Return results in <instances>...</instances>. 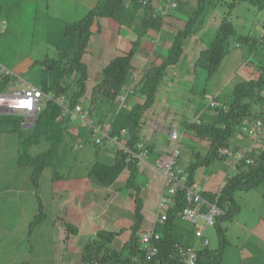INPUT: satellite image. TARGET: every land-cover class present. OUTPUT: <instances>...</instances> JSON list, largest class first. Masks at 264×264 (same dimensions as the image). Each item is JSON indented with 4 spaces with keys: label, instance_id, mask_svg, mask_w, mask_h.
I'll list each match as a JSON object with an SVG mask.
<instances>
[{
    "label": "rangeland",
    "instance_id": "1",
    "mask_svg": "<svg viewBox=\"0 0 264 264\" xmlns=\"http://www.w3.org/2000/svg\"><path fill=\"white\" fill-rule=\"evenodd\" d=\"M231 1L232 0H214L211 3V6L207 9V17L204 22V32L206 35L203 37V42H205L203 47L206 48L209 46L210 40L213 39L218 31L222 19L227 17L228 20L232 22L236 31V35L231 36L228 40L229 52L219 63V68L210 76V78L207 77L204 70L197 69L190 83L185 80L186 83L183 85L186 87V92L184 93L186 99H193L194 103L200 108L198 109L200 113L198 114L197 120L201 122H211L214 118L215 109H208L211 99L214 98L215 101L217 99L216 102L219 106L224 105L227 99L231 100V94L236 84L257 80L259 78L261 71L259 68L264 62L263 44L257 46L255 49L251 44L239 42L237 40V36H250L261 41L260 38L262 37L264 30V0H238L233 9L230 6ZM4 5H8L9 8L6 9ZM0 6L2 9V17L7 16V20H9L7 33L0 31V65L13 73L10 65L11 61L18 55L29 54V50L26 48H22V50H19V48L20 44L23 42V35L21 34L32 31L29 29V26L32 25L28 23V20L26 21L24 19L22 21L23 29L20 32L21 26L18 25L20 4H16L15 0H12L8 4H3V1L0 0ZM195 8V0H182L180 2V8L173 11L177 16H183L181 17L183 21H180L179 23L180 27L183 26V22H186ZM142 13L143 10L137 4L132 3L130 6L125 2L114 16L107 18L111 20L108 25L116 26L117 30L122 26L121 32L123 36L127 32V24L130 23L132 26H136L138 20V27L141 30L142 20L140 19V15H142ZM49 29L51 32V28ZM38 34L36 33L35 37V45L38 46H33L36 47L33 48V53L35 54L32 55L34 58L43 57L44 59L46 57H54V50L56 49H53L44 41L43 43H39L38 39L40 36ZM50 35V38L55 40V42L52 40L54 43H58V39H61L58 33H52ZM141 35V33L139 36L136 35V33H133L132 40L136 41L138 37L142 39ZM186 45H192L191 49L194 47L192 42H189ZM46 47L50 49L49 52L46 50ZM128 47L129 49L131 47L134 48V45L130 44ZM189 49L190 47H187V51ZM165 55L166 51L161 55L159 61L156 62H161ZM186 59H188V52H186ZM183 71H186V69ZM183 74L186 73L183 72ZM30 76H33L32 80ZM36 76L37 75H33L32 73H27L25 76L20 77L36 85L40 78L39 76ZM50 76L52 78L53 74H50ZM14 81H16L15 76L10 79V82L7 83L6 87L3 88L1 92L5 93L18 88V84ZM185 87H183V89ZM125 92L131 93L129 95L134 94L131 88ZM258 95L263 97L264 100V96L257 93H255V99ZM198 96L200 97L198 98ZM95 99H97L95 100V103L92 101L91 106L88 104L85 108L88 109L89 123L91 125L99 124L98 122L100 118L98 117L100 114L95 112V109L97 107L100 108L101 106L99 101L100 98L97 97ZM214 99L212 101H214ZM181 101L183 103V99ZM259 102H255L252 106L256 107V104ZM116 103L118 105V98ZM126 104L127 101L125 102V105ZM133 104L130 103V105H127V110H129L130 106ZM126 108L121 109V111L119 110L120 112L117 108L113 111L110 110L111 112L109 111L110 114L108 117L114 118L113 124L116 127L120 125L119 123H121L124 118H126ZM154 110H156V107ZM148 111L149 109L147 112ZM2 115L4 114H0V117ZM179 118L181 117L179 116ZM24 119L25 117L23 116V120ZM71 119L72 120L68 125L69 133L66 134L67 136L65 137L63 144L59 147L56 159H54L50 166L43 169L37 180L41 184L39 193L41 194V201L43 203L42 213L46 215L45 222L38 223V225L33 228L30 235H26L28 222H24L23 226H20L16 233H14L15 229H13V234H11L13 235L12 244L18 241L19 245L15 250V246L13 245V251L10 249L7 254L11 258L18 259L16 260L19 261L18 264L22 261L29 262V260L31 261L29 262L30 264H62L61 262L67 260V257H73V264H91L90 262L83 260L82 256L93 255L94 246L90 242L95 239V232L99 229H107V231L112 230L110 226H107L109 222L107 224L103 220L93 222L97 219L95 216H97L103 209L112 211L116 206H122L125 209L128 200L130 201L129 191L122 185L128 174L127 171H125L119 176L120 178L116 181V184L113 187V190L116 192L107 193L105 189L99 188L92 190L94 195H106L99 204H91V210H96L95 214L91 210H86V212L83 211V209L79 210V213L84 216V221L89 220L94 223L90 231H88V224L90 222H77V220H71V215L74 214V212H77L75 201L73 200H71L67 211V222H62L61 219L54 222V212L52 207L55 204V200L53 198L61 195H63V197H66V195L69 196L70 191L79 188L86 182H90L91 185H93V181L96 182V180H93L92 177L89 176V171L93 163H95V161L109 162V158L111 157L112 159L114 151L116 150V145L113 142L110 143L109 140L105 139L100 143H95L94 138L91 136L90 127L80 125V122L72 116ZM176 120L179 119L176 118ZM186 121L189 122L191 120L188 117ZM22 123V125H24V121ZM175 126L178 127L177 130L180 135L178 143L180 150L179 165L182 168H186L190 163L203 160L207 153V139L195 135L194 130H187V128L185 130V128L180 125ZM23 135L26 136V133H23ZM20 142L21 136L19 134L6 131L5 129L0 130V190L4 183V178L7 173L9 174L6 166H10V178L14 182L18 184H27V186L23 188L22 186L17 185L19 189L33 188V181H31L30 178L32 167L18 166ZM232 143H234V141ZM175 144V141L169 139L170 149H173ZM240 144H243V142ZM111 148H113L112 151ZM47 149L48 144L41 140L37 145H30L28 153L29 156L35 157ZM229 162L228 158H215L208 165L199 167L195 172V179L199 184L198 190L214 191L218 189L227 178L237 174L239 168L230 166ZM1 163H4V168H2ZM139 171L136 184L140 193L143 191L152 192L150 203L144 204L143 207L144 219L138 230V234L140 235L142 232L150 231V229H153L154 227L155 216L158 213L157 206L155 209L158 196L154 190L159 184V179L153 171H150L149 168L145 166H141ZM14 185L11 184V187L13 188ZM149 185L151 186L150 188H148ZM140 193L139 196L141 197ZM234 199L240 209L238 220L241 224L243 225L244 221H252L258 213L264 212V183L247 191H236ZM1 203L2 198L0 196V204ZM128 209L131 210L133 214V203L130 202ZM80 214H76L75 217H80ZM34 217L35 216H33V218ZM238 220L235 215L232 218L224 217L219 222V227L223 229L227 241L224 249V263L226 264H236L238 261V251L239 249H242V242L244 239L247 240L250 236L237 227ZM257 221L258 219L253 222L256 223ZM133 223L134 220L128 222L125 216L121 219H117V231L120 229L124 230L122 232L119 231L113 239L112 247H115L114 244L121 245L122 242L127 239L129 234L128 228ZM199 223L201 224L202 221L200 220ZM69 224L73 229L71 231H68L67 229ZM74 227H78V229L74 230ZM73 231H75L74 234L71 233ZM68 235H70V237H67ZM204 236L209 241V249L216 250L219 243V233L216 226H207ZM140 248L143 249V246H140ZM236 248H238V250Z\"/></svg>",
    "mask_w": 264,
    "mask_h": 264
},
{
    "label": "trees",
    "instance_id": "2",
    "mask_svg": "<svg viewBox=\"0 0 264 264\" xmlns=\"http://www.w3.org/2000/svg\"><path fill=\"white\" fill-rule=\"evenodd\" d=\"M133 1L135 0L131 2ZM159 1L162 2V0H155L156 3ZM213 1L195 0L196 8L183 27L179 28L172 36V41L165 57L156 66L152 65L146 69L144 77L135 92L141 98L140 102L131 105L129 110L126 108L127 104L123 107L127 110L126 118L119 123V126L116 127L113 124L114 122L109 124L111 126V136L119 135L121 130L127 132L128 145L133 152L137 153V146L140 144L139 129L143 115L154 104L157 90L164 80L167 67L176 65L182 59L187 39L190 36L197 35L204 27L207 9ZM236 1L238 0L231 1L230 6L232 9ZM124 2V0H99L80 20L67 24L61 31L63 45L56 47L55 56L46 57L38 62L43 67V74L40 81L34 86L39 88L44 95H64L71 109L75 105L80 104V100L84 97L87 90L88 72L82 62V56L85 53L89 39L92 35L99 33V20L114 16ZM179 3L180 0H177V5ZM164 19V17L156 15L153 21L155 20L160 28L164 24ZM234 35H236V31L232 22L227 17H224L209 46L201 50L196 57L193 63L194 72L196 73L197 69L204 70L207 77L210 78L219 68V63L229 52L228 40ZM260 39L261 41L250 36H237L239 42L251 44L255 49L257 46L264 45V34ZM72 47L73 50H71ZM134 54L135 48L132 47L128 54L111 60L102 69L101 81L92 89L88 104L90 105L92 101L95 103V100H97L95 98H100L101 106L95 109V112L100 114L98 116L100 117L99 124L105 123L110 112L117 104L118 96L122 93L124 86L133 73L134 66L131 64V60ZM259 69L261 71L257 80L241 82L234 86L231 94L232 98L228 104L225 103L219 106L216 102L217 99L216 101L214 99V106L210 107V104L208 105V109H215L214 118L211 122H193L187 127V130H194L195 135L200 138H206L208 142L207 153L203 160L190 163L184 168L191 183L196 181L195 172L199 167L208 165L215 158L227 159L226 155L222 154V150L225 147H229L233 141L232 139L240 133L241 123L244 119L253 120L264 117L263 97L259 95L256 99L254 97L255 93L262 94L264 91V62ZM47 73L53 74L51 83L48 82ZM9 78L6 76L0 80V92L10 82ZM255 102L259 103L256 104V107H253L252 104ZM254 108L257 110H254ZM62 113V109L53 103L52 100L45 99L44 106L36 115L31 128L25 129L22 127L24 120L21 115L5 114L0 117V130L5 129L21 136L18 166L32 167L30 178L33 181L35 190L38 188V177L43 169L50 166L56 159L58 149L63 144L66 134L69 133L68 125L71 121V115H63ZM23 133H26V136ZM41 140L48 144V149L35 157L29 156V146L37 145ZM147 148L151 149V147ZM252 158L254 163L251 166L245 165L244 162L234 165V167L239 168V171L237 174L227 178L218 189L213 192H201L203 197L214 201L220 189L217 204L221 208L222 213L214 225L219 233L218 247L216 250L209 249V246L199 250L196 264H222L227 241L223 229L219 227L220 220L224 217L232 218L239 213V206L234 199L236 191H247L264 183V151L252 156ZM139 168L137 159L124 154L117 148L114 151L112 160L109 162L95 161L93 163L89 176L95 179L98 185L104 187L113 186L120 178L119 176L127 171L128 174L123 187L126 190H130L129 199L133 203L134 223L129 226L128 237L119 247H112L111 245L119 231L122 232L124 229L116 232L107 231L106 229L96 231L95 239L90 242L94 246L93 255L82 256L86 262L91 264H156L158 262L175 264L177 259L174 246L186 247L194 243V230L178 218V214L185 206L180 196L177 206L167 211L166 220L161 224L155 223L152 230L161 237L157 243L159 253L157 256L147 260L146 250L140 248V235L138 234L144 219L143 199L139 196L140 190L136 184ZM86 187L90 188V185L86 184ZM37 201L40 206V199L37 198ZM45 218L46 215L42 212L36 214L29 225V229L33 230L38 223L45 222ZM70 227L69 224L67 226L68 231L73 230ZM75 229H78V227H74ZM71 233L74 234L75 231ZM67 237H70V235ZM20 264L30 263L23 261Z\"/></svg>",
    "mask_w": 264,
    "mask_h": 264
},
{
    "label": "crops",
    "instance_id": "3",
    "mask_svg": "<svg viewBox=\"0 0 264 264\" xmlns=\"http://www.w3.org/2000/svg\"><path fill=\"white\" fill-rule=\"evenodd\" d=\"M2 1L3 4H8L12 0ZM98 1L99 0H15L16 4H20L18 16V25L21 26L20 32L23 29L22 21L24 19L26 21L28 20V23L32 25L29 26V29L32 31L21 34L23 35V42L20 44L19 48V50H22V48H26L27 50H29V54L18 55L10 63L13 73L11 72L12 75L9 79L14 78L15 76L16 81L14 82L18 84V88L13 90L19 89L22 85H35L32 82L24 80L20 77L25 76L27 73L37 75L36 77L39 76L40 78L37 83L41 79V76L43 74V67L38 62L43 60V57L34 58V56L32 55L35 54L33 53V48H36L38 46L35 45L36 33H39L38 35L40 36L38 39L39 43H43L44 41L48 43V45H50L53 49H56L57 46L63 45V38L61 34L62 29L67 24L80 20L81 17H83ZM124 1L130 6L132 5V3H135L143 10L142 15H140V19L142 20V29L140 30L138 27V20L136 26H132L130 23H128L126 26L127 32L122 36V26L117 30L116 26L108 25L109 21L111 20L107 18H102L99 20L100 31L99 33L94 34L90 37L88 45L85 49V53L82 56V62L85 64L88 72L86 94L80 100V104H82L84 108L87 107L88 102L90 101L93 87L101 81L102 69L114 58L128 54L130 49L132 48L131 47L129 49L128 46L130 44L134 45L135 48V54L133 55L131 60V64L134 66V71L129 77V80L124 86L122 92H125V90L129 88H131L134 92L133 95H129L127 97V105H130V103L133 104L134 102H140L141 98L135 92L137 91L141 80L144 77L146 69L152 65L156 66V61H159L161 55H163L165 51L167 52L172 41V36L179 28L183 27L179 26L180 21H183L181 18L183 16H177L173 12L180 8V3L175 9L170 10L167 13L168 16L164 19L163 26L161 25L159 28L157 26V22H155V20L153 21V18H156V15H159L158 13H155V6H160L164 3V0L157 3L155 2V0H152L149 6H147L148 8L141 7L137 2H131L132 0ZM4 7H6V9L9 8L8 5H4ZM7 19V16L2 17V9L0 6V31H2L3 33H7V27L9 25V20ZM184 23L185 22H183V25ZM49 28H51V32ZM204 30L205 27H203L197 33V35L190 36L185 43L182 59L176 65L167 67L164 80L157 90L155 102L151 106L149 111H146L144 113L142 118L141 126L139 129L140 143L145 144V146L147 147H151V149H149L150 154L147 157V165L142 166L149 168V170L153 171L157 177L158 175L153 170V166L157 161L159 162L160 160H164L171 151L169 145V131L171 129H177L178 127L175 125H180L186 130V128L191 123L201 122L197 120L198 114L200 113V111H198V106L196 103H194L193 99H186V96L184 95V93L186 92V87L183 85L186 83L185 80L190 83V81L193 79L195 74L193 63L199 52L205 49V47H203V44L205 43L203 42V37H205L206 35ZM52 33L59 34L61 39H58V43H54L55 40L50 38V34ZM133 33H136V35L138 36L141 33L142 39L138 37L136 41H133ZM52 40H54V42ZM189 42L193 43V49H191L192 45H186ZM187 47H190L188 51ZM46 50L48 52L50 51L48 47H46ZM71 50H73V48H71ZM186 52H188V59H186ZM184 69H186V71H183ZM183 72H185L186 74H183ZM32 77L31 80L33 79ZM46 77L48 79V82L51 83L53 77L51 78L50 74L48 73ZM183 87L185 88L183 89ZM261 95L264 96V92H262ZM199 97L200 96H198V98ZM182 99L183 103L181 101ZM213 99H211V101ZM211 101L209 102V104L211 103ZM229 101L230 99H227L226 104H228ZM155 107L156 110H154ZM116 108L119 111L123 107H119L116 104L113 110H116ZM254 110L257 109L254 108ZM178 115L181 118H179ZM188 117L191 120L189 122L186 121ZM176 118H178L179 120H176ZM113 122V117H107L104 124H111ZM232 140L237 145L249 144L248 140L242 138L240 133H238ZM242 142L243 144H240ZM112 150L113 148H111V151ZM109 159L112 160L111 157ZM1 164L2 168H4V163ZM6 169L9 174L7 173L6 177L4 178V183L0 190V196L2 198V203L0 204V264H18L19 261H16L18 259L11 258L7 254L10 249L13 251V245L15 246L14 250L17 249L19 245L18 241L12 244L13 235L11 234H13V229H15L14 233H16L19 230L20 226H23L24 222H28V230L26 235H30L32 233V230L29 229V224L33 220V216L42 212L43 210L41 194L39 193L41 184L40 182H38L37 190H35L34 187L30 189H19L17 185L22 186L23 188L27 186V184H18L14 182L10 178V166H6ZM158 179L159 184L156 186V189L154 191L156 192L159 200L161 194L163 193V185L161 179L159 177ZM93 182V185H91L90 182H86L79 188L70 191L69 196L66 195V197H63V195H61L59 197L55 196L53 198L55 200V204L52 207L54 212V222H57L60 219L62 222H67V211L70 206L71 200L75 201V205L77 208V212H74V214L71 215V220H77V222H90L88 224V231L92 229L94 225L93 222H98L100 220H103L104 222H106V224L109 222L107 226H110L112 228V231L114 232H116L118 228L116 226L117 219H121L125 216L128 222L134 220V215L132 214L131 210L128 209L130 206V201L128 200L125 209L122 206H116L112 211L103 209L97 216H95L97 217L95 221H84V216L79 213V210L83 209V211L85 212L86 210H91L92 203L99 204L100 201L106 197L105 194H102V196L94 195L92 190L99 188L105 189L107 193L116 192L115 190H113V187L116 183L111 187H104L98 185V183H96L95 181ZM11 184H15L13 188L11 187ZM86 184H89L90 188L86 187ZM150 187L151 186L149 185L148 188ZM128 191L130 192V190ZM140 194L141 198L143 199L144 207V204L150 203L152 192L143 191ZM37 198H39L41 201L40 206L38 205ZM157 202L155 204V209L157 206ZM91 211L94 212V214L96 212L95 209H92ZM263 213H258L252 221H244L243 225L238 220L239 214H237L236 219L239 221L237 222V227L250 236L247 240H243L241 245L242 249H239L238 251V261L236 262V264H264ZM76 214H80V217H75ZM256 219H258V221L256 223L253 222ZM114 246L119 247L120 245L114 244ZM236 249L238 250V248ZM224 254L222 264H226L224 263ZM72 261L73 257H67V260L62 261L61 263L73 264ZM29 262L31 261L29 260Z\"/></svg>",
    "mask_w": 264,
    "mask_h": 264
},
{
    "label": "built area",
    "instance_id": "4",
    "mask_svg": "<svg viewBox=\"0 0 264 264\" xmlns=\"http://www.w3.org/2000/svg\"><path fill=\"white\" fill-rule=\"evenodd\" d=\"M141 7H147L151 0H135ZM177 0H166L160 6H155V13L166 18L170 10L175 9ZM11 71L0 65V80L6 76L10 77ZM127 90H130L127 89ZM125 90V91H127ZM132 90V89H131ZM131 93L122 92L118 96L119 107H124L128 95ZM52 100L58 105L63 115L70 114L73 118L80 122V125L89 126L91 129V136L95 143H100L103 140H109L116 145L117 150L124 154L137 159L139 166L147 165V157L150 154L149 149L140 143L137 146V153L133 152L128 145L126 138V131L121 130L119 135L111 136V128L108 124L91 125L89 123L88 109H85L82 104L75 105L72 109L67 104V99L64 95L47 94L44 95L42 91L32 84L21 86L17 90L2 93L0 92V113L22 115L24 119V127L31 128L34 124L36 115L44 106V100ZM214 106L211 101L210 107ZM89 124V125H88ZM240 135L242 138L248 140V145H237L231 143L229 147L222 150V154L226 155L230 161V165L234 166L239 162H244L245 165L251 166L254 163L252 156L258 155L259 152L264 151V117L255 118L253 120L244 119L241 123ZM169 139L175 141L176 144L164 160L157 161L153 166V170L157 173L162 181L163 189L160 199L157 202L158 213L156 215L155 223H163L167 218V211L172 210L177 206L179 197L185 203L183 210L178 214L181 222L187 224L194 230L195 241L190 246L175 245L176 252L175 264H196L198 260V251L209 246L208 239L205 238L204 232L207 226L213 227L217 218L221 215L222 210L217 204L218 190L215 200L210 201L203 197L202 191H199V184L189 181L184 168L179 165L180 150L178 147L180 135L177 129L169 131ZM202 221L200 224L199 221ZM155 225V224H154ZM154 228V227H153ZM161 237L152 229L144 231L139 236V243L146 250L148 258L157 256L159 248L157 243ZM156 264H162L160 262Z\"/></svg>",
    "mask_w": 264,
    "mask_h": 264
},
{
    "label": "bare ground",
    "instance_id": "5",
    "mask_svg": "<svg viewBox=\"0 0 264 264\" xmlns=\"http://www.w3.org/2000/svg\"><path fill=\"white\" fill-rule=\"evenodd\" d=\"M149 6V5H148ZM154 10V9H153ZM0 114H2V113H0ZM5 115V114H4ZM9 115H16V114H9ZM22 116V115H21ZM23 124V123H22ZM23 127H24V125H22ZM147 255V254H146Z\"/></svg>",
    "mask_w": 264,
    "mask_h": 264
},
{
    "label": "water",
    "instance_id": "6",
    "mask_svg": "<svg viewBox=\"0 0 264 264\" xmlns=\"http://www.w3.org/2000/svg\"><path fill=\"white\" fill-rule=\"evenodd\" d=\"M2 114H4V113H2Z\"/></svg>",
    "mask_w": 264,
    "mask_h": 264
},
{
    "label": "clouds",
    "instance_id": "7",
    "mask_svg": "<svg viewBox=\"0 0 264 264\" xmlns=\"http://www.w3.org/2000/svg\"><path fill=\"white\" fill-rule=\"evenodd\" d=\"M231 166V165H230Z\"/></svg>",
    "mask_w": 264,
    "mask_h": 264
}]
</instances>
